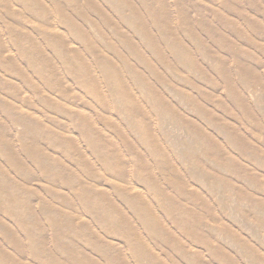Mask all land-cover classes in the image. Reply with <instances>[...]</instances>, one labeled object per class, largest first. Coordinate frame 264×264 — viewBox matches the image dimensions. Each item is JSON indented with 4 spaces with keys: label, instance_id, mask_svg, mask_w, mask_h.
Masks as SVG:
<instances>
[{
    "label": "rangeland",
    "instance_id": "rangeland-1",
    "mask_svg": "<svg viewBox=\"0 0 264 264\" xmlns=\"http://www.w3.org/2000/svg\"><path fill=\"white\" fill-rule=\"evenodd\" d=\"M148 263L264 264V0H0V264Z\"/></svg>",
    "mask_w": 264,
    "mask_h": 264
},
{
    "label": "bare ground",
    "instance_id": "bare-ground-1",
    "mask_svg": "<svg viewBox=\"0 0 264 264\" xmlns=\"http://www.w3.org/2000/svg\"><path fill=\"white\" fill-rule=\"evenodd\" d=\"M222 46H225L224 44L222 45ZM195 135H196V137H197V135H200L204 140H206V137L201 133V132H199V131H196L195 132ZM201 144H203V143H201ZM200 145V144H199ZM115 170V169H114ZM119 175H120V173H119ZM124 197V196H123ZM124 199V198H123ZM134 201V200H133ZM129 202V201H128ZM134 203V202H133ZM131 206V205H130ZM132 208V207H131ZM133 210V209H132ZM140 210V209H139ZM144 213V212H143ZM150 213V212H149ZM141 217V216H140ZM143 217V216H142ZM140 220H141V218H140ZM144 222V221H143ZM170 222V221H169ZM126 227V226H125ZM155 228V227H154ZM153 229V228H152ZM155 230V229H154ZM195 230H197V229H195ZM184 231V230H183ZM191 235V234H190ZM137 240V239H136ZM167 240V239H166ZM168 241V240H167ZM35 244V243H34ZM129 245V244H128ZM137 248V247H136ZM139 248V247H138ZM134 252V251H133ZM134 254V253H133ZM73 255V254H72ZM148 256V255H147ZM144 262V261H143ZM149 264V263H148Z\"/></svg>",
    "mask_w": 264,
    "mask_h": 264
}]
</instances>
